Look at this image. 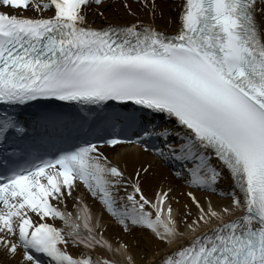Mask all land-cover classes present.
I'll use <instances>...</instances> for the list:
<instances>
[{
    "label": "snow or ice",
    "instance_id": "6c2138e0",
    "mask_svg": "<svg viewBox=\"0 0 264 264\" xmlns=\"http://www.w3.org/2000/svg\"><path fill=\"white\" fill-rule=\"evenodd\" d=\"M0 264H264V0H0Z\"/></svg>",
    "mask_w": 264,
    "mask_h": 264
},
{
    "label": "bare ground",
    "instance_id": "6f19581e",
    "mask_svg": "<svg viewBox=\"0 0 264 264\" xmlns=\"http://www.w3.org/2000/svg\"><path fill=\"white\" fill-rule=\"evenodd\" d=\"M117 152L121 151L120 149H117L116 150ZM110 155H114L112 153H110ZM129 170H131V162L129 164ZM226 183V182H225ZM149 195H151V191H149L148 193ZM198 195H200V193H198ZM214 200H217V199H222L221 197H213ZM86 203H90V206H91V209L93 211V214L95 215L96 213H98L99 211V205L96 201H93L91 200L90 198L86 201ZM105 220L107 222V228L105 229V232H104V237L105 239H108L112 242L113 244V248L111 251H107L105 248H101L99 249L98 251L103 253L104 255H107L109 257H114L115 259L119 260L121 257L119 255V253L116 251V249L119 247V244L118 242L116 241V237L117 236H120L122 239H124V234L120 232V230L115 227V225L113 224V222L111 220H107V218L105 217ZM128 240H132L133 237H127ZM73 252L75 253H79L80 249H76V248H73L71 249Z\"/></svg>",
    "mask_w": 264,
    "mask_h": 264
}]
</instances>
